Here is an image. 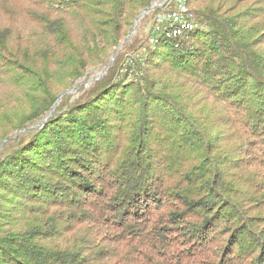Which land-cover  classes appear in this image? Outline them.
Returning a JSON list of instances; mask_svg holds the SVG:
<instances>
[{
	"label": "trees",
	"instance_id": "1",
	"mask_svg": "<svg viewBox=\"0 0 264 264\" xmlns=\"http://www.w3.org/2000/svg\"><path fill=\"white\" fill-rule=\"evenodd\" d=\"M156 1L0 0V264H264V0Z\"/></svg>",
	"mask_w": 264,
	"mask_h": 264
},
{
	"label": "built area",
	"instance_id": "2",
	"mask_svg": "<svg viewBox=\"0 0 264 264\" xmlns=\"http://www.w3.org/2000/svg\"><path fill=\"white\" fill-rule=\"evenodd\" d=\"M172 8H168L158 13L155 17L153 30L158 33L161 27H170V30H177L181 22L192 21L196 24L194 16L191 12L181 11L179 0L172 1Z\"/></svg>",
	"mask_w": 264,
	"mask_h": 264
},
{
	"label": "water",
	"instance_id": "3",
	"mask_svg": "<svg viewBox=\"0 0 264 264\" xmlns=\"http://www.w3.org/2000/svg\"><path fill=\"white\" fill-rule=\"evenodd\" d=\"M167 1H168V0H164V1L162 2L161 5H154V4H153L151 7L145 9L144 11H142V13H141V14L139 15V17L137 18L135 24L133 25L131 31L129 32V35H128L127 38L123 41V43L118 47V49H120L121 47H123V45H124V44H125L130 38H131V36L133 35V32H134V28L137 26V24L141 21V19H142L147 13H149L150 11L155 10L157 7H163V6L167 3ZM115 55H116V52L112 55V61L110 62V64H109L107 67H105V68L103 69V71L100 73L99 76H97V77L91 79L92 82H93V81H97L98 79L102 78V77L106 74V72L108 71L109 67L113 64V61L115 60ZM71 91H72V92H76L77 90H76L75 88H73ZM62 95H63V94H60L59 99H61ZM58 101H59V100H58ZM55 110H56V104L53 106V108H52L51 111H50V114L45 118V121H44V122H42V123H38L37 125H35V126L29 128V129H38V128L43 127V126L45 125L46 121L48 120V118L51 117V116L55 113ZM27 129H28V128H27ZM27 129L20 130L18 133H16V134L10 136L9 138L5 139V140L1 143V145H0V149H1V147H2L4 144H6V143L9 142L10 140L16 138L18 135H20L23 131H25V130H27Z\"/></svg>",
	"mask_w": 264,
	"mask_h": 264
},
{
	"label": "bare ground",
	"instance_id": "4",
	"mask_svg": "<svg viewBox=\"0 0 264 264\" xmlns=\"http://www.w3.org/2000/svg\"><path fill=\"white\" fill-rule=\"evenodd\" d=\"M179 4L181 5V11L190 12L185 0H179ZM196 27L197 24H193L192 21H185L180 23V26L177 27V30H170V27H161V30H159L157 34H162V36L164 34V36L168 37H178L186 31L194 30Z\"/></svg>",
	"mask_w": 264,
	"mask_h": 264
},
{
	"label": "rangeland",
	"instance_id": "5",
	"mask_svg": "<svg viewBox=\"0 0 264 264\" xmlns=\"http://www.w3.org/2000/svg\"><path fill=\"white\" fill-rule=\"evenodd\" d=\"M168 2V1H167ZM162 3H161V1H156L155 3H154V5H161ZM153 11H155V10H153ZM153 11H150L149 13H147L146 15H148V19H146L144 22H143V24L141 25V21L137 24V26L134 28V32H133V35L131 36V38L133 37V36H135L136 34H137V32H140V33H142V34H148L150 31H151V29H152V26L154 25L153 23H154V19L152 18H150V16H152V13H153ZM145 15V16H146ZM144 16V17H145ZM143 17V18H144ZM142 18V19H143ZM141 19V20H142ZM130 38V39H131ZM129 39V40H130ZM122 48V47H121ZM120 48V49H121ZM102 72V71H101ZM97 74H99L100 75V72L99 73H97ZM96 77V75H94L93 77H91L90 79H89V81L90 82H92L91 81V79H93V78H95ZM94 82V81H93Z\"/></svg>",
	"mask_w": 264,
	"mask_h": 264
}]
</instances>
